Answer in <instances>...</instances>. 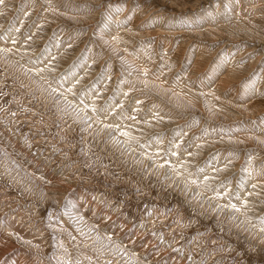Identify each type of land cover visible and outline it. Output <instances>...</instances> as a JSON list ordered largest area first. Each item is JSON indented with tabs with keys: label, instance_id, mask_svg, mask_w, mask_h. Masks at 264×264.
<instances>
[{
	"label": "bare ground",
	"instance_id": "bare-ground-1",
	"mask_svg": "<svg viewBox=\"0 0 264 264\" xmlns=\"http://www.w3.org/2000/svg\"><path fill=\"white\" fill-rule=\"evenodd\" d=\"M62 1L0 3V264H264V0ZM180 111L206 129L170 128ZM216 212L238 256L193 234Z\"/></svg>",
	"mask_w": 264,
	"mask_h": 264
},
{
	"label": "rangeland",
	"instance_id": "rangeland-1",
	"mask_svg": "<svg viewBox=\"0 0 264 264\" xmlns=\"http://www.w3.org/2000/svg\"><path fill=\"white\" fill-rule=\"evenodd\" d=\"M66 2V3H65ZM65 3V4H64ZM72 3H74V2H72ZM72 3L70 4L67 0H63L62 1V3H61V7L63 8V10H64V8H65V10L64 11H70V12H78V10H79V4L78 3H74V5H72ZM72 5V6H71ZM72 10H74V11H72ZM5 12H8V11H5ZM11 12V11H10ZM17 11H13V15L11 16V17H13V19L15 18V16L17 15V13H16ZM37 11H35L34 12V14L36 13ZM18 13H19V11H18ZM7 14V13H6ZM15 14V15H14ZM19 15V14H18ZM2 17V18H1ZM0 17V22H3V20H4V23L6 24L5 25V27H3V28H1L0 30V35H1V37H2V35H3V33H5V31H8V29H10V25L8 26L7 25V23L9 22V18H8V21H7V19H5L6 17L5 16H1ZM26 17H28L27 18V20H26V26L27 25H31V22H32V20H34V16H28L27 14H26ZM187 17V16H186ZM186 17H183L181 20H183L184 18H186ZM4 18V19H3ZM29 19H31V21L29 20ZM5 21H7V22H5ZM88 25H90V24H88ZM180 25H177L176 26V28H178ZM79 28H83L84 30H86L87 29V25H82V26H80ZM175 28V29H176ZM21 30V29H14V32H16V33H19V31ZM46 30H50L48 27L46 28ZM7 33V32H6ZM45 33V32H44ZM51 33H54L53 34V36L56 34V30H54V31H52ZM83 33H85V32H83ZM66 34H67V32H66ZM52 34H49L48 36H51ZM11 36H13V34H11ZM85 35L84 34H82L81 35V37L80 38H83ZM21 38H22V36L20 37V38H16L18 41L19 40H21ZM50 38H52V37H50ZM16 40V41H17ZM16 41H13V44H20V43H18V41L16 42ZM14 42H16V43H14ZM30 45V47H32L33 48V46H35L36 44H33L32 42H27L26 44H24V46H29ZM32 45V46H31ZM39 50H41V48L39 49ZM26 52V51H25ZM27 55H26V58L29 60L30 59V57L31 58H36V56H37V54H38V52H36L34 55H31L30 54V51H28L27 53H26ZM32 56H34V57H32ZM25 58V60H27ZM27 60V61H28ZM0 72L2 73H0V93L3 95V96H1V94H0V98L2 97V98H4V91L6 92V91H8L6 88H9V91L11 90V88H12V90H15L14 89V85L13 84H9V86H8V81H7V79H9L10 77L9 76H7L6 74H4V70L0 67ZM60 71V70H59ZM51 75H54V76H56L54 73L53 74H51ZM6 76H7V79H6ZM2 77V78H1ZM84 80H86V79H84ZM4 81V82H3ZM11 81V78H10V80H9V83H11L10 82ZM2 82L3 83H6L5 85L4 84H2ZM87 82L85 81L84 82V84H86ZM255 82H251V84H250V86H252L253 84H254ZM2 84V85H1ZM7 85V86H6ZM2 86H5V87H2ZM249 86V87H250ZM19 88V86L17 85L16 86V89H18ZM28 90H30L29 88H27ZM27 89H25V90H27ZM2 91V92H1ZM8 91V92H9ZM7 93V92H6ZM28 93H29V91H28ZM78 93V91L77 92H75V94H77ZM222 97L223 96H230V95H227V94H220ZM1 98V99H2ZM0 99V100H1ZM48 105V104H47ZM74 110H76V109H74ZM17 111H19V115L21 116H18V119H20V121H22V123H20L19 122V124L21 125L22 124V126H26L27 124H29V123H31V122H33L32 120V117L33 116H29L28 114L30 113V109H20V110H17ZM16 110H15V112L14 113H16L17 112ZM181 112V111H180ZM23 113H25V114H23ZM17 114V113H16ZM37 115V114H36ZM15 116V115H14ZM185 116V117H184ZM31 117V118H30ZM191 118L190 116H189V114L188 113H183V112H181V113H179V116L177 117V121H176V123H174V124H176V125H174L173 127H170V128H172V129H175V130H177V131H180V132H182V133H186L187 131H189L191 128H192V131H194L195 133H198V132H201V131H203V129H206V125H204L203 123H202V121H201V123H200V125H199V123H196V122H194V119L197 121H199L200 119L199 118H197V117H195V118H193L192 117V122L190 121V119L189 118ZM35 118V117H34ZM179 118V119H178ZM184 118H186V120H184ZM187 118H188V120H187ZM24 119V120H23ZM66 120L68 119V117L67 118H65ZM205 119V118H204ZM26 120H27V122H26ZM28 120H30V121H28ZM260 120H263V117L262 118H260ZM197 121V122H198ZM215 121H217V120H215ZM214 121V122H215ZM26 122V123H25ZM237 122L238 121H230L229 123H233V124H237ZM190 123V124H189ZM216 123V122H215ZM24 124V125H23ZM217 125H219V123L217 124ZM193 126V127H192ZM200 126V127H199ZM166 127H164L163 128V130L162 131H156V132H153V130H151L148 134V137H159V136H162V135H166L167 133L169 134V138L173 135V134H171V132H170V128H167V129H165ZM185 128V129H184ZM195 128V129H194ZM200 128V129H199ZM191 131V132H192ZM158 134V135H157ZM142 138H144V139H142ZM147 137L146 136H143V137H141V139H142V143H143V141H146V140H148V139H146ZM188 139V138H187ZM62 140H64V141H66L67 139H62ZM137 141H139V140H137ZM136 141V142H137ZM139 142H141V141H139ZM169 142H170V139L168 140V143H167V145L166 146H170V144H169ZM248 145H252V144H248ZM182 146H183V144H182ZM181 146V147H182ZM253 146H251V148H252ZM71 148H75L74 146H72V145H68V146H65V145H63V147L62 148H60V149H58L59 151H61V153H62V155L64 154V155H66V154H69V152L70 151H72L71 150ZM219 148H221V147H219ZM216 150V149H215ZM241 150V149H240ZM71 153H73V151L72 152H70V154ZM90 154V153H89ZM93 154V153H92ZM95 154H97V153H95ZM209 154H212L211 156H214L215 154H217V151L215 152V151H213L212 153H209ZM210 155H208V157L210 158L211 157ZM108 158V157H107ZM193 158V157H192ZM208 158V159H209ZM246 159V158H245ZM244 159V160H245ZM113 160H110L109 162H112ZM200 161V160H199ZM198 161V162H199ZM97 162V161H96ZM103 161H98L96 164H98V165H103ZM200 163V162H199ZM105 164H108V162L106 163L105 162ZM104 164V165H105ZM109 165V164H108ZM4 169V167H2V166H0V171H2ZM8 173H9V170H8ZM9 175H10V173H9ZM12 176H14L13 175V173H12ZM220 176V178L216 181V182H214V184H216L215 185V187H213V190H214V194H216L217 193V190L221 193L222 191H223V189H225L224 188V186H225V184L227 185V183H229L230 181H231V179H232V177L231 176H229V177H224L223 175H219ZM11 180V182L14 184V182L12 181L13 180V178L12 179H10ZM9 180V181H10ZM224 180V181H223ZM98 181V180H97ZM11 183V185H9V187H12L13 186V184ZM10 184V183H9ZM22 185V184H21ZM126 185V186H125ZM221 185H223V187H220ZM23 186V185H22ZM122 186H124L123 188H127L128 190H130V188H129V186H127V184H123ZM0 187H2V185L0 184ZM15 187V185L12 187V188H9L10 190H8L7 189V187L6 188H1V189H4V191L3 192H5V193H7V192H9V194H12V193H14L15 191L14 190H12L13 188ZM17 189H20V188H18L17 187V185H16V191H19V190H17ZM10 191L12 192V193H10ZM14 191V192H13ZM16 193V192H15ZM255 201H260L261 202V200H259V199H257V200H255ZM210 206V205H209ZM256 206V205H255ZM252 206L253 207V209H257L258 211H260L258 214L259 215H256V214H254V213H251V216L252 217H250L252 220L254 219V220H257L258 218H260V217H262V213L264 212V210H259L257 207L258 206ZM212 207V206H211ZM217 213V212H216ZM220 216V220H217V218ZM6 219V217L4 218V220ZM222 219H224L225 220V215L223 214H219V213H217V217L216 218H214V219H211L210 220V223L212 224H204V223H201V225H199V226H201L200 227V229H197V231L196 230H194L196 233H193V234H201V235H204V234H206V233H210V238H212V243L214 244V242H215V244H214V246L215 247H217L218 249H220V250H222L223 249V251H228L229 249H228V247L230 246V245H232L231 246V248L233 249V252H234V256L235 255H239L241 252H239V251H241V248L240 247H238V249H240L238 252H237V250L238 249H236V246L237 245H235V244H231V243H229V241L230 240H232L231 238H230V234H233V233H236V234H238L239 232H240V228H235V227H230V226H227L226 224H224L223 222H222ZM218 221H219V223H218ZM163 224H165V223H163ZM167 225V224H166ZM165 226V225H164ZM180 231V230H179ZM27 234V233H26ZM25 236V235H24ZM29 240V239H31V238H29V236H28V234H27V236L25 237V240ZM53 241H54V239H53ZM14 242V243H13ZM12 243H13V245L14 244H16L15 242L16 241H13ZM228 243V244H227ZM231 249V250H232ZM21 252H23L21 249H18L17 250V252H9V255H10V259L12 260H14V259H17L18 257H19V253H21ZM237 258V257H236ZM9 263V258L8 257H6V260H5V263ZM61 260H59L58 261V264L60 263L61 264ZM63 263V262H62ZM66 263V262H65Z\"/></svg>",
	"mask_w": 264,
	"mask_h": 264
},
{
	"label": "snow or ice",
	"instance_id": "snow-or-ice-1",
	"mask_svg": "<svg viewBox=\"0 0 264 264\" xmlns=\"http://www.w3.org/2000/svg\"><path fill=\"white\" fill-rule=\"evenodd\" d=\"M0 3H3V0H0ZM55 59H56V58L53 57V60H55ZM48 70H49V69H48L47 67H45V68H41V69H36V71H37L38 73H39V72L48 71ZM68 75H75V74H74V73H69ZM67 78H68L67 76L62 77L60 80H57V81H56V84H58V85L60 86V88H63L64 86H63L62 81H63V80H66ZM81 79H82V78H81ZM76 83L78 84L79 81H76ZM75 86H76V85L73 84L71 87L64 88V92H65V93H71V94L75 95V93H74ZM51 90H52V92H57V91H58V89H57L56 87H52ZM125 95H128V94L125 93ZM80 102L83 103V99H81ZM137 103L139 104V103H141V101H137ZM85 107H87V105H85ZM118 107H122V105H118ZM93 110L95 111V108H93ZM130 118H131V119H135V117H130ZM105 127H107V128H111L112 126H111V125H105ZM122 135L128 136V133H127V132H122ZM142 147H143V145H142ZM177 147H179V145H177ZM171 155L175 156L176 153H175V152H172ZM190 155H191V153H190ZM164 163L167 164L168 161H165ZM161 166H163V165H161ZM198 171H203V169H199ZM189 175H191V173H190ZM204 179L207 181V180H209V179H214V177L210 178V177H208V176H205ZM190 182L193 183V184H196V183H197V181H196L195 179H192ZM220 187H223V185H221ZM253 187H255V185H253ZM229 194H230V193H229L228 190H226L224 193H220V192L217 190V193H216L217 197L223 195L225 198H228V197H229ZM236 198L238 199L239 197H236ZM229 206L232 207L233 209H235L236 211H239V210H240L239 208H237V206H236L235 204H230ZM262 222H264V221H262Z\"/></svg>",
	"mask_w": 264,
	"mask_h": 264
}]
</instances>
